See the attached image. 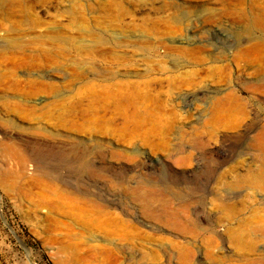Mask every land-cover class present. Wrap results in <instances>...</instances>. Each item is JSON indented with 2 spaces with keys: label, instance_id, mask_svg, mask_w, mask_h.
<instances>
[{
  "label": "rangeland",
  "instance_id": "rangeland-1",
  "mask_svg": "<svg viewBox=\"0 0 264 264\" xmlns=\"http://www.w3.org/2000/svg\"><path fill=\"white\" fill-rule=\"evenodd\" d=\"M262 126L264 0H0V264H264Z\"/></svg>",
  "mask_w": 264,
  "mask_h": 264
},
{
  "label": "bare ground",
  "instance_id": "bare-ground-1",
  "mask_svg": "<svg viewBox=\"0 0 264 264\" xmlns=\"http://www.w3.org/2000/svg\"><path fill=\"white\" fill-rule=\"evenodd\" d=\"M221 105V103L219 104ZM254 149L260 152L264 156V126H262L253 138ZM248 181L252 184H256L258 179L255 175H246Z\"/></svg>",
  "mask_w": 264,
  "mask_h": 264
}]
</instances>
